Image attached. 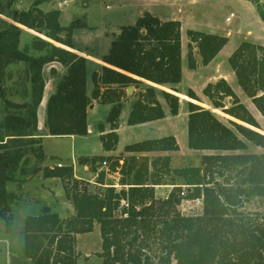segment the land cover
Returning a JSON list of instances; mask_svg holds the SVG:
<instances>
[{
	"label": "trees",
	"instance_id": "16d2710c",
	"mask_svg": "<svg viewBox=\"0 0 264 264\" xmlns=\"http://www.w3.org/2000/svg\"><path fill=\"white\" fill-rule=\"evenodd\" d=\"M45 1L48 0H34L27 10L12 8L16 24L0 30V57L6 64L24 61L32 67L36 104L42 96L43 65L54 59L67 63V73L47 103L49 134L87 135L88 108L94 100H99L112 104L107 118L111 131L101 135V140L105 150L115 149L119 140L116 129L122 101L128 98L127 89L139 87L144 81L181 82V22L162 20L145 12L133 24L121 26L102 56L100 69L92 74L94 89L90 95L85 56L59 49L72 60L58 54L33 57L20 48L23 27L45 32L72 48L74 28L86 26L84 21L78 20L62 25L60 10L45 11L40 7ZM247 1L253 4L264 22V0ZM187 34L191 69L198 66L193 42L197 44L204 65L228 42L226 36L195 29H189ZM49 45L41 38L33 42L36 50H44ZM229 62L238 83L264 117V45L243 41ZM204 94L215 107L241 122L229 119L230 125L225 124L211 110L191 105L188 146L212 151L200 157L199 165L173 167L171 155H138L178 151L176 137L168 135L126 145L124 151L132 154L129 156L122 153L81 157V163L91 165L98 173L96 184L101 188L95 190L91 189L89 180L75 177L72 166L44 167L45 177L61 178L75 214L62 218L49 206H44L39 214L28 215L23 230L26 257L33 264H78L76 235L93 232L98 225L102 239L98 256L102 264H264V152H240L248 148L245 139L264 148V132L224 78L207 84ZM164 96L172 114L177 115L178 95L164 91ZM189 96L200 101L191 89ZM227 97L232 98L229 107L224 103ZM14 105L30 108L26 104ZM164 117L154 88L145 87L133 104L128 124ZM36 124L35 109L31 122L21 113L9 112L1 128L22 130L9 134L19 139L31 135L24 129L33 130ZM100 130L104 131L102 124ZM24 155L25 148L0 146V217L7 221L10 205L16 198L6 188L9 170L16 168ZM103 161H107V167L98 170ZM113 173L120 174V187L106 184L108 174ZM164 184L174 187L165 197H158L156 186ZM124 200L127 205L121 208ZM184 200H199L202 212L184 214L179 208ZM254 201H260L263 210H250L248 205Z\"/></svg>",
	"mask_w": 264,
	"mask_h": 264
},
{
	"label": "rangeland",
	"instance_id": "374dc122",
	"mask_svg": "<svg viewBox=\"0 0 264 264\" xmlns=\"http://www.w3.org/2000/svg\"><path fill=\"white\" fill-rule=\"evenodd\" d=\"M33 1L0 0V30L6 28L11 23L16 24L12 19V8L17 7L18 10H27ZM220 2L221 4H216L217 6L211 5L208 13H204L203 8L196 7L194 17L200 25H183L184 39L188 38L187 30L189 28L205 30V32L211 30L212 28L209 25L203 24L204 19L220 23L225 21L226 16L231 18L229 25L236 26L242 24L243 27L245 26V30L247 27H250L255 35L261 34V25L264 22L261 20L256 8L251 2L247 0H221ZM164 5L161 4L159 7L161 11L166 8L167 11L170 10V14L173 13L171 16L182 18L183 14L177 13V7L172 8L171 6ZM137 6V4L130 3L128 0H48L40 5L45 11L61 9L59 19L62 25L67 26L76 20L85 22L86 26L74 28L72 34L74 46L72 48L75 54H86L85 57L87 59L89 73L99 68L100 63L98 60H101L102 56L108 51L113 34L119 32L121 26L133 24L136 21L137 15L139 14V8ZM231 13H234V15L231 16ZM39 38L48 41L50 45L44 50L34 49L33 42ZM20 48L33 57L58 54L66 57L68 61L72 60L70 55L59 50L70 51L68 46L55 41L52 37L46 35L45 32H38L25 27H23L21 35ZM184 48L187 51V45L185 43ZM66 73V64L58 59L51 60L43 65L41 72L43 85L42 96L36 104L37 95L34 93L33 83L31 81L32 75L34 74L32 67L24 61L6 64L3 58L0 57V146L12 147L16 145L28 151L39 147L33 145L34 139L22 137L16 139V136L9 135L21 133L22 130H6L5 128H1V124L9 112L21 113L25 119L31 122L34 120L36 109L38 130L40 132L46 130L47 103L49 97L56 90L57 84ZM205 73L212 74L213 70L210 69ZM203 74L204 70L194 71L186 64L182 88L191 86L194 89H199L203 82ZM11 103H18V105L26 104L30 108L26 110L27 107H16ZM103 116L101 110L90 116L91 133L87 137L80 136L77 138V143L73 142L69 135L56 136L48 139L45 142L46 152L53 155L51 158H60L69 164L72 163V156L79 152L83 154L103 153L102 141L97 133L99 124L101 121H105V117ZM220 117H222L221 119L226 124H229L228 118L221 115ZM256 117L260 122L261 131L264 132V118L259 113L256 114ZM187 124L186 119H180L170 124H165L155 131L145 134L140 133L138 135L130 134V136H134L132 138H135V136L137 138L139 136H145L144 138H158L162 135L176 132L180 150L170 152L172 166L199 165L200 157L212 151L191 150L189 148ZM24 130L27 133L32 132V128ZM126 140L128 139L124 138L119 143L116 152L122 150L123 142H127ZM245 141L248 144V148L240 152L257 153L261 151V147L250 143L246 139ZM12 149L14 150V147ZM147 155L151 156L152 154L147 153ZM48 161L50 162L51 160L49 159ZM16 168L10 169L9 174H13ZM90 168L91 171L92 167L90 166ZM101 169L103 168H99L98 170ZM119 177L116 173L113 176L108 175L105 182L108 185L116 184L118 183ZM93 181H95V178ZM42 184L49 187H43ZM172 187L174 185L171 184L156 186L157 196L165 197L171 191ZM97 188L101 187L95 182H91V189L95 190ZM15 189L17 194L10 205L9 221L4 218L0 219V264H33L25 255L23 232L25 218L28 215L39 214L44 204L50 205L53 211L63 210L62 212H67L65 209H68V206L64 203V187L59 177L45 179L34 176L31 178L22 177V181L15 185ZM179 208L184 214H198L202 212V206L199 200H184ZM248 208L250 210H263L260 201L252 202L248 205ZM101 247L102 239L98 225L91 233L79 234L77 236L78 264H102V260L98 256V253L102 250Z\"/></svg>",
	"mask_w": 264,
	"mask_h": 264
},
{
	"label": "crops",
	"instance_id": "0c3cea01",
	"mask_svg": "<svg viewBox=\"0 0 264 264\" xmlns=\"http://www.w3.org/2000/svg\"><path fill=\"white\" fill-rule=\"evenodd\" d=\"M130 3L137 4L139 8V14L137 15V18L141 15H143L145 12H151L152 14L158 16L162 20H170V19H176L181 22V39H182V80L181 82L177 84H157L151 81H144V84H142L139 87L131 86L133 89L129 91V88L127 89L128 93V98L126 100L122 101V108H121V114L119 117V124L118 128L116 129L118 133V143L116 145L115 149L112 150H105L103 147V153H97V154H83V153H78L74 156H72L73 160L72 163L69 164L60 158L58 159H53L52 154H48L45 150V142L53 137V135L49 134V129L47 126L46 130L39 131L38 130V122L36 124V127L30 132L31 135L24 136V138L27 139H34V144L39 146L38 148H33L31 151L25 150V155L23 156L22 161H20L19 166L16 168L13 174L9 175V180L6 184V188L8 192L14 193L15 195L17 194L15 185L19 184V182L22 181V177L26 178H31L34 176L38 177H43L45 179L53 178V177H45L43 175V168L44 167H56L58 166V163H63L64 166H72L74 169V175L77 178H84L89 180L90 182H95L96 183V178L98 176V173L91 170L90 171V166L89 164H84L80 162L81 157L85 156H94V155H106V156H119L122 153L127 155H132L131 153H127L124 151V148L126 145L142 141L145 139H151V138H144L145 136H139L137 138H132L134 136H130V134H145L151 131H155L156 129H159L165 124H170L172 122H175L180 119H186L188 123V117L189 114L191 113L190 107L191 105L195 106H203L209 110H211L222 122H224L220 117L225 116L226 118L233 119L236 121H239L226 113L223 112L221 108L215 107L211 100L204 94V88L207 86V84L211 82H216L221 78H224L232 87L240 101L248 108V110L253 114V116L257 119L256 114H262L260 111L256 108L255 104L253 103L252 99L245 93V91L242 89L240 84L238 83L237 76L230 65L229 58L235 51V49L241 44L243 41H251L257 44H262L264 45V24L262 23L261 27V34L260 35H255V33L252 31L250 27H247L245 30V26L243 27L242 24H238L236 26H231L229 25V22L231 21V18L226 16L225 21L216 23L213 22L212 20H207L204 19L203 24L209 25L212 29L209 31H206L207 33H213V34H219L222 36L228 37V42L226 45L218 52V54L212 59L208 64L204 65L201 63V55L198 52V47L196 43L193 44V52L195 55V58L198 62V66L196 68H193L192 70L197 71V70H204V78L203 82L200 85L199 89H194V87L188 86L187 88H182V83L184 80V74H185V65H188V45L190 43L189 37L187 39H184L183 36V25H200L198 24L196 18L194 17L195 12L194 10L196 9L197 6L203 8L205 11L204 13H208L209 8L211 5H219L221 4V0H128ZM161 4H165L164 6H171L172 8L177 7V13H182L183 16L177 17V16H171L173 13L170 14V10L167 11L165 8L163 11L159 9ZM216 5V6H217ZM61 12V9H60ZM175 13V12H174ZM202 13V12H201ZM200 14V13H199ZM234 13H231V16H233ZM229 18V20H228ZM261 24V23H260ZM28 29V28H27ZM189 29H195V28H189ZM188 29V30H189ZM187 30V31H188ZM199 30V29H195ZM205 32V30H199ZM118 33V32H117ZM115 34V33H114ZM113 34V35H114ZM184 43L187 45V51H185L184 48ZM70 52H73V48L68 47ZM74 53V52H73ZM78 55L86 56L85 53H76ZM100 63L99 68H97L95 71L99 70L101 65L103 64L102 59L98 60ZM66 64V68L68 70V65ZM189 66V65H188ZM88 69V67H87ZM213 70L212 74L205 73L208 70ZM92 73L88 72L87 75V90L88 93L91 95L94 89V83L92 79ZM58 85V84H57ZM145 87H153L155 92H156V97L158 101L160 102L164 112H165V117L162 119L158 120H153L145 123H140L136 125H129L128 124V119L130 112L132 110L133 104L137 101L138 99V94L140 91H143ZM57 88V87H56ZM174 88L177 89L176 92H174ZM193 90L198 97L200 98L199 100H195L189 96V90ZM164 91L168 92H173L178 95L179 97V112L177 115H173L171 112V108L164 96ZM55 92V91H54ZM226 107L231 106L232 104V98L227 97L224 101ZM112 108L111 103H103L100 102L99 100H94L92 105L88 108L87 112V120H88V135H69L70 138L73 140V142L77 143V138L80 136L82 137H87L91 133V123H90V116L93 114H96L99 110L103 112V117H105V121H101L99 124V130H98V135L101 138V135L106 134L107 132L111 131L110 124L107 121L109 112ZM263 117V116H262ZM96 118V117H95ZM264 118V117H263ZM258 121V119H257ZM241 122V121H239ZM259 122V121H258ZM225 123V122H224ZM260 123V122H259ZM103 125L104 131L102 132L100 130V125ZM226 124V123H225ZM230 125V124H228ZM128 133V135H127ZM168 135H174L177 139L176 132L170 133V134H165L162 135L161 137L168 136ZM187 136H188V124H187ZM158 137V138H161ZM124 138H127V142H123V148L120 151L116 152L117 147L119 146V143L122 142ZM102 141V140H101ZM178 141V139H177ZM251 143V142H250ZM179 144V141H178ZM32 145V146H33ZM103 145V143H102ZM180 146V144H179ZM260 147V146H259ZM180 150V149H179ZM178 150V151H179ZM192 150V149H191ZM260 152L257 153H262L264 152V148L261 147ZM170 152L174 151H162V152H148V154L152 155H163V154H168L170 155ZM41 153V155H39ZM147 155V153H141V155ZM139 155V154H138ZM151 155V156H152ZM51 160L50 162L48 160ZM123 162V160H121ZM67 163V164H66ZM90 168V169H89ZM100 168H105L103 165ZM99 169V168H98ZM114 174V173H113ZM113 174L111 176H113ZM117 175L120 176L119 173H116ZM92 176V177H91ZM91 177V178H90ZM95 178V181L93 179ZM12 186H11V185ZM15 184V185H14ZM119 184V179L118 183ZM114 185V184H112ZM43 187H49L45 186L42 184ZM161 186V185H158ZM22 187V186H21ZM64 187V186H63ZM120 187V185L118 186ZM51 190V189H50ZM52 191V190H51ZM65 193V191H64ZM64 203L67 204L68 209H65L67 212H62L59 210H55V212L59 213L62 218H69L75 214V208L74 205L72 204L71 200L67 199L66 195L64 196ZM43 206H49L51 209H53L50 205L44 204ZM1 219V217H0ZM91 233V232H90ZM88 234V233H84ZM79 234L76 235V238ZM79 261V260H78Z\"/></svg>",
	"mask_w": 264,
	"mask_h": 264
},
{
	"label": "built area",
	"instance_id": "2783aa9c",
	"mask_svg": "<svg viewBox=\"0 0 264 264\" xmlns=\"http://www.w3.org/2000/svg\"><path fill=\"white\" fill-rule=\"evenodd\" d=\"M228 20H229V18H228ZM57 165H58L59 167L64 166L63 163H58ZM102 165H103L104 167H107V161H103V162H102ZM108 175L111 176L112 174H108ZM113 186L118 187L119 184H114ZM126 205H127V202L124 200V201L122 202V204H121V208H122L123 206H126Z\"/></svg>",
	"mask_w": 264,
	"mask_h": 264
},
{
	"label": "water",
	"instance_id": "95a60500",
	"mask_svg": "<svg viewBox=\"0 0 264 264\" xmlns=\"http://www.w3.org/2000/svg\"><path fill=\"white\" fill-rule=\"evenodd\" d=\"M133 89V87H129V91H131Z\"/></svg>",
	"mask_w": 264,
	"mask_h": 264
}]
</instances>
